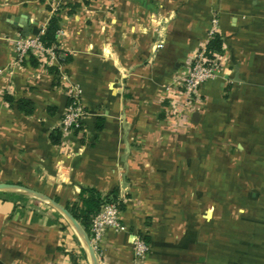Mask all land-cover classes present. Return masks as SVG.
I'll return each mask as SVG.
<instances>
[{"label": "crops", "instance_id": "1", "mask_svg": "<svg viewBox=\"0 0 264 264\" xmlns=\"http://www.w3.org/2000/svg\"><path fill=\"white\" fill-rule=\"evenodd\" d=\"M143 1L0 0V183L68 211L82 189L117 190L125 230L105 231L97 264H133L136 234L150 246L138 264H264V0ZM54 12L64 62L17 63L14 41ZM213 15L218 76L188 100L180 82ZM70 84L86 118L54 143ZM0 264L92 263L60 211L0 190Z\"/></svg>", "mask_w": 264, "mask_h": 264}, {"label": "built area", "instance_id": "2", "mask_svg": "<svg viewBox=\"0 0 264 264\" xmlns=\"http://www.w3.org/2000/svg\"><path fill=\"white\" fill-rule=\"evenodd\" d=\"M44 29V28H43ZM43 29L40 33H43ZM218 19L213 15L210 19V26L207 31L208 39L217 33ZM39 35L35 37H18L14 41L16 62L21 64L26 59L30 50L47 56L49 60H55L56 54L53 48H44ZM163 46L162 42L153 45L155 50ZM206 45L200 47L194 54L185 76L180 82V91L185 99L190 100L201 85L207 81L214 80L218 76L219 64L217 57L210 59L206 57ZM168 89V88H167ZM67 105L60 119L58 129L61 136L79 131L82 129L86 112L82 103V90L77 84H70L67 87ZM122 199L120 196L115 201L106 202L101 209L91 218L89 242L95 253L100 251V242L107 229L123 231L125 226L120 220V206ZM133 264L140 263L150 251L149 244L139 234L133 236L131 240Z\"/></svg>", "mask_w": 264, "mask_h": 264}, {"label": "trees", "instance_id": "3", "mask_svg": "<svg viewBox=\"0 0 264 264\" xmlns=\"http://www.w3.org/2000/svg\"><path fill=\"white\" fill-rule=\"evenodd\" d=\"M138 3H143V0H134ZM69 11L67 13L71 14L74 10L75 3H68ZM61 17L58 12H54L53 15L48 20L47 24L43 29V33L39 35V39L44 48H53L56 59L59 62H64V59H61V53L57 49V31L59 29V21ZM34 52L30 50L28 52V58L30 59L33 65H36V60L34 59ZM222 52V42L220 35L218 33L214 34L213 37L208 39L206 43V57L213 59L217 57ZM24 62V61H23ZM50 70H54L51 68ZM6 100L9 103H12L13 98L6 96ZM16 107L19 111L30 114L32 112V104L26 99H18L15 101ZM76 132V131H75ZM60 137V131L57 128L52 135V140L54 143H57ZM118 197L117 190L112 191L105 198H100L98 193L94 189L85 188L81 190L80 193V203H74L69 212L74 217L76 221L81 225L84 232L87 236H90L89 228L91 218L101 209V206L106 202L115 201ZM122 205V204H121ZM121 207V206H120ZM143 239L148 243L147 237L142 236Z\"/></svg>", "mask_w": 264, "mask_h": 264}, {"label": "water", "instance_id": "4", "mask_svg": "<svg viewBox=\"0 0 264 264\" xmlns=\"http://www.w3.org/2000/svg\"><path fill=\"white\" fill-rule=\"evenodd\" d=\"M0 190H15V191L30 195L32 197H35L37 199H40V200L50 204L52 207H54L55 209L60 211L62 213V215L70 222V224L72 225V227L74 228V230L76 231V233L78 234L80 239L82 240L84 247L86 248V251L90 257L91 263L97 264L95 252L93 251V249L90 245L89 238H88L87 234L84 232L83 228L78 223V221H76L74 219V217L70 214V212L68 210H66L63 206L58 204L52 198H50V197H48V196H46V195H44L38 191L32 190V189L27 188V187H23L20 185L0 183Z\"/></svg>", "mask_w": 264, "mask_h": 264}]
</instances>
